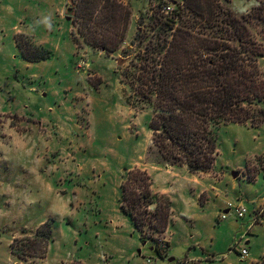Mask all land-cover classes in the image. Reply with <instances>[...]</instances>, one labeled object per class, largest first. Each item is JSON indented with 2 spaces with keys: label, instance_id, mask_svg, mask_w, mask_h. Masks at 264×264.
<instances>
[{
  "label": "rangeland",
  "instance_id": "rangeland-1",
  "mask_svg": "<svg viewBox=\"0 0 264 264\" xmlns=\"http://www.w3.org/2000/svg\"><path fill=\"white\" fill-rule=\"evenodd\" d=\"M122 1L132 9L126 38L118 50L106 52L75 43L71 0H0V264H250L252 257L264 262V224L252 226L250 212L239 217L231 211L220 219L223 205L249 210L252 200L264 196V122L215 130L219 154L212 170L224 174L217 183L222 195L197 209L180 191L167 232H156L162 224L150 214L153 226H144L143 238L121 209L129 169L171 164L152 145L151 110L132 104L139 96L126 74L140 49L135 37H151V19L171 16L165 5H184ZM220 1L239 16L261 11L250 31L264 44V0ZM18 33L50 49V56L26 60ZM247 165L250 174L258 171L257 181L232 178L233 170ZM155 209L156 204L149 207ZM49 219L53 241L45 256H16L13 240L33 236ZM167 239L166 256H159L155 245ZM240 246L251 256L242 259Z\"/></svg>",
  "mask_w": 264,
  "mask_h": 264
},
{
  "label": "trees",
  "instance_id": "trees-1",
  "mask_svg": "<svg viewBox=\"0 0 264 264\" xmlns=\"http://www.w3.org/2000/svg\"><path fill=\"white\" fill-rule=\"evenodd\" d=\"M183 1L164 21L151 19V37L148 32L137 34L140 49L134 58L130 56L133 69L126 77L139 96L132 104L152 111V145L161 157L171 164H185L194 173L208 172L219 154L217 128L230 123L257 127L264 122V44L250 31L252 20H260L262 12L254 8L239 16L220 0ZM71 2L75 43L106 52L121 47L131 20L130 5L122 0ZM16 42L29 62L51 54L24 33L16 35ZM152 185L151 175L140 167L129 169L122 182L121 209L132 217L143 238L144 226H153L150 214L162 224L156 232L166 231L172 216L170 197L154 192ZM153 204L156 209L151 212ZM52 241L49 219L33 236L15 238L11 250L22 259L42 258ZM169 244L155 245L159 256H166Z\"/></svg>",
  "mask_w": 264,
  "mask_h": 264
},
{
  "label": "crops",
  "instance_id": "crops-1",
  "mask_svg": "<svg viewBox=\"0 0 264 264\" xmlns=\"http://www.w3.org/2000/svg\"><path fill=\"white\" fill-rule=\"evenodd\" d=\"M152 112V111H151ZM152 138V131H151V137ZM136 163H132V166H135ZM138 166H141V163H137ZM134 168V167H133ZM143 169H145L152 177L153 179V185H152V190L156 193L160 194H166L170 197L172 201V216L174 214V205L175 202L177 201L179 197L180 191L182 192V195L184 196V199H188L187 202L189 204H192L193 207H196L197 209L203 206L204 204L210 202L211 197H220L222 195L219 186L217 183L221 182L222 179L221 177L224 176L223 173H215L214 170H210L208 172H191L187 165H166L162 167V165H157V166H143ZM264 168V163L263 167ZM238 174L234 178H239V177H244L249 180H255L257 181V172L250 174L249 167L247 165L246 168L238 167L235 170ZM234 170L232 171V173ZM213 176L216 175V178L213 182L207 183L205 181V178L208 176ZM233 190H237L236 183L232 185ZM189 192L192 194L190 195ZM205 194V200L203 202L200 201L201 195ZM211 196H210V195ZM186 195V196H185ZM244 201V200H243ZM243 203V202H242ZM250 203V202H249ZM260 205H264V196L260 199H254L251 201L249 205V210L247 213L250 212L249 215V220L252 219L254 216V209L255 207H258ZM218 209H221V207L215 206ZM223 207L227 208L225 205ZM226 210V209H225ZM224 210V211H225ZM168 231V228L165 232ZM168 240V239H167ZM169 241V240H168ZM250 240H247L245 244H249ZM251 256V252H249L248 249V255L242 259H246L248 256ZM257 259L252 257L251 261L249 262L250 264L255 263V264H260L262 262L256 261ZM264 263V262H263Z\"/></svg>",
  "mask_w": 264,
  "mask_h": 264
},
{
  "label": "built area",
  "instance_id": "built-area-1",
  "mask_svg": "<svg viewBox=\"0 0 264 264\" xmlns=\"http://www.w3.org/2000/svg\"><path fill=\"white\" fill-rule=\"evenodd\" d=\"M162 9L166 13H170V12L172 13L174 7H172L171 5H165L164 7H162ZM231 211L236 213L239 217H244V216H246L248 209L245 206H243L242 204L235 205V204L229 202L227 209L225 210L224 213L221 214L220 219L227 218V214ZM251 224H252V226L255 224H264V205H260L258 207H255L254 216L251 219ZM238 251H239V254L241 255V257H243V258H245L248 255V249L246 246H240Z\"/></svg>",
  "mask_w": 264,
  "mask_h": 264
},
{
  "label": "water",
  "instance_id": "water-1",
  "mask_svg": "<svg viewBox=\"0 0 264 264\" xmlns=\"http://www.w3.org/2000/svg\"><path fill=\"white\" fill-rule=\"evenodd\" d=\"M119 63H122V61H119ZM232 174H233L234 177H236L238 173H237L236 171H234ZM174 259H175V257H169V258H168V260H169L170 262L174 261Z\"/></svg>",
  "mask_w": 264,
  "mask_h": 264
}]
</instances>
